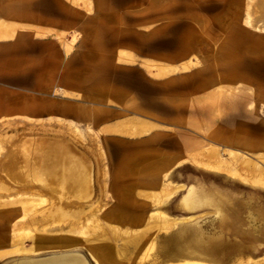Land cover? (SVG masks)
Returning a JSON list of instances; mask_svg holds the SVG:
<instances>
[{
	"label": "crops",
	"instance_id": "0c3cea01",
	"mask_svg": "<svg viewBox=\"0 0 264 264\" xmlns=\"http://www.w3.org/2000/svg\"><path fill=\"white\" fill-rule=\"evenodd\" d=\"M112 1L97 4L111 7ZM133 3L124 0L128 14L123 21L131 25L122 38L110 26L114 15H93L88 26L80 10L69 16L64 1L60 9L44 14L22 8L8 17L9 30L0 31V37L9 35L0 40V116L28 112L33 118L77 122L102 134L113 162L104 197L115 200L110 223L123 230H146L151 215L164 214L174 236L176 230L193 229L201 216L222 220L229 206L239 205V190L234 189L239 180L232 169L212 167L225 165L224 151L264 149V138L254 130L251 138L239 130V47L221 43L216 47L223 56L220 62L179 74L202 49L183 51V40H193L195 32L182 40L171 33L165 42L160 39L169 36L158 25L150 36L155 43H150L143 29L148 23L162 24L163 16H132ZM69 30L87 34L90 44L75 39L67 47L58 35ZM228 54L237 56L235 69L229 67ZM102 246L107 247L103 255L115 262L113 244L108 240ZM187 260L216 261L186 257L177 263Z\"/></svg>",
	"mask_w": 264,
	"mask_h": 264
},
{
	"label": "rangeland",
	"instance_id": "374dc122",
	"mask_svg": "<svg viewBox=\"0 0 264 264\" xmlns=\"http://www.w3.org/2000/svg\"><path fill=\"white\" fill-rule=\"evenodd\" d=\"M60 1L67 3L69 16L80 10L84 20L90 22L85 23L88 26L92 25L93 15L104 11L114 15L110 26L119 38L131 25L123 21L124 14H128L124 0H113L115 5L111 7L98 5L97 0H0V31L9 30L6 19L19 15L22 8L44 14L60 9ZM256 1L259 0H147L141 3L133 0L132 10L136 11L131 15L163 16L162 24L148 23L143 29L150 43L155 41L150 36L158 25H163L165 36H169L160 39L165 42L171 40V33L179 34L182 40V36L195 32L193 40H183L187 44L182 47L183 51L188 54L197 53L199 46L202 49L194 56L195 62L177 70L179 74L194 68L206 70L208 64L220 62L223 56L216 52V47L221 43H226L222 47H239V130L248 132L249 138L253 130L264 138V28L254 19ZM99 24L102 25L101 22L95 25ZM201 33L208 39L202 38ZM58 36L67 47L77 40L81 45L91 41L87 34L75 30ZM7 38L9 35L5 33L0 40ZM204 41L211 42V46ZM237 56L227 55L229 67L235 69L233 62ZM163 69L164 73L169 70L165 66ZM24 136L56 139L77 149L91 167L92 191L83 196L82 202L86 205L68 210L71 214L64 218L60 214L62 209L56 207L58 217L63 219H50L47 213L53 201L49 193L27 190V185L22 183L12 185L10 190H0V264H17L27 259L48 263L75 256L84 258L88 264H180L177 262L185 257L214 259L213 264H264V149L224 151L226 159L222 164L225 165L212 169H232L231 174L239 180L233 182L234 189L239 190V205L229 206L222 220L201 216L193 229L176 230L173 236L170 219L162 215H151L148 228L140 231L123 230L110 223L108 214L115 200L104 197L109 194L113 162L102 134L95 133L90 126L59 118H33L28 112L5 114L0 116V159L12 139ZM41 196L49 200L44 202ZM108 240L118 252L115 262L103 255L107 247L102 245ZM141 240L144 243L140 247Z\"/></svg>",
	"mask_w": 264,
	"mask_h": 264
},
{
	"label": "bare ground",
	"instance_id": "6f19581e",
	"mask_svg": "<svg viewBox=\"0 0 264 264\" xmlns=\"http://www.w3.org/2000/svg\"><path fill=\"white\" fill-rule=\"evenodd\" d=\"M255 5L252 6L253 9ZM254 12L256 15V18L254 17V19L257 20L260 25L257 24L260 28H264V0H259L257 2V7ZM7 147V150L4 151L5 155L0 159L1 191L10 190L12 185L22 183L23 185H27L25 186L27 190H30L31 188L35 191L49 193L50 196L48 197L53 201H50L52 202L50 204H53V207L51 208L50 205V209L47 213L48 218L50 219H53V217L63 219L65 216L71 214L68 210L72 211V208L74 207L77 209L81 205H86L83 204L82 199L84 194L86 195L87 192L92 191V171L90 170L91 167L85 160L84 156L82 157V154L78 153L77 149L68 145L60 144L56 139L49 140L38 136L35 138L30 136H24L23 138L17 137L12 139ZM9 183H11V185ZM48 197L41 196L42 201L44 200V202H47L49 200ZM80 197H82L81 200H78ZM56 207L62 209V212L59 211L61 212L60 214H63V218L62 216L60 218L58 217L60 214H57L58 211L54 210ZM162 215L164 216V214ZM186 262V264H196L195 262L197 261L188 262L187 260ZM198 263L209 264L204 262ZM8 264L16 263L10 262ZM17 264L88 263L84 258L75 256L61 260H53L48 263H35L34 261L27 259L22 260Z\"/></svg>",
	"mask_w": 264,
	"mask_h": 264
}]
</instances>
